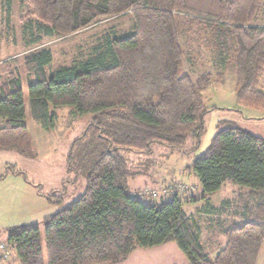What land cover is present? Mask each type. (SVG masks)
<instances>
[{"label": "trees", "instance_id": "16d2710c", "mask_svg": "<svg viewBox=\"0 0 264 264\" xmlns=\"http://www.w3.org/2000/svg\"><path fill=\"white\" fill-rule=\"evenodd\" d=\"M27 48L45 39L86 30L103 19L131 14L132 30L106 35L85 59L48 76L51 52L23 56L22 68L8 71L0 85V151L32 158L24 124L22 76L30 120L50 131L58 107L90 115L84 134L66 155L67 174L85 172V192L37 224L7 230L6 247L19 264H121L134 251L174 244L189 264H257L264 242V139L237 126L212 138L187 169L198 179L199 201L230 182L239 190L221 208L230 217L225 245L208 257L200 229L183 210L187 201L144 205L129 194L130 174L119 150L148 154L154 144L179 149L187 136L196 143L210 111L203 91L217 80L181 73L184 53L180 17L204 34L217 65H233L235 100L242 109L264 113V0H17ZM7 19L12 0H0ZM8 24V22H7ZM186 32V31H185ZM2 38L0 36V46ZM19 70V72H17ZM220 76V75H219ZM85 148H84V147ZM86 151H84V150ZM7 173H14L8 166ZM23 175L20 172L15 173ZM193 202V201H192Z\"/></svg>", "mask_w": 264, "mask_h": 264}, {"label": "rangeland", "instance_id": "374dc122", "mask_svg": "<svg viewBox=\"0 0 264 264\" xmlns=\"http://www.w3.org/2000/svg\"><path fill=\"white\" fill-rule=\"evenodd\" d=\"M5 9V5L3 8L0 6V36L2 38L0 85L6 79L7 69L16 72L15 68L19 70L22 68L23 56L28 52L40 48L48 49L51 52L52 61L46 68V73L50 76L60 67H68L75 61L85 59L91 50L103 41L106 35L110 37L119 36L131 31L133 26V18L128 13L123 16L103 19L90 28L72 35L45 39L39 47L27 48L22 34L21 11L18 8L17 0H12V9L8 19ZM187 22L180 17L182 38L179 44L185 55L181 73L189 75L192 79L209 73L217 80V82H212L202 93L206 107L208 109L214 107L217 111H211L205 116L204 131L199 139L198 149L193 151L196 143L191 136H187L179 149L154 144L148 154L125 150L118 152L124 159L130 174L128 179L130 196L141 201L144 205L170 202L174 197L187 201L183 210L197 223L200 229V243L203 251L208 257L213 258L225 245V237L222 232L231 226L232 220L227 217L226 213L210 212L208 205L216 209L221 208L220 205L223 201H229L232 198L231 189H239L227 182L220 191L210 195L208 201H199L202 195L201 185L192 172L187 169L194 160L204 154L218 131L237 125L234 123V119H237L238 116L235 112V72L233 65L229 64L224 68L217 65L208 38L196 29L189 27ZM26 83V76H22L25 102L24 124L29 134L30 148L35 160H24L25 162L19 163L16 168L25 170L28 180L27 187L41 194L46 205L44 209L48 212L46 214L51 216L78 199L85 192L83 168L73 166L72 173L66 174L65 161L69 148L74 141L84 134L91 117L90 115L80 116L71 107H58L51 110L55 117L53 129L44 130L29 118L26 106ZM259 88L264 91V77ZM240 111L244 114L259 113L241 108ZM249 129L253 134H258L264 138V127L251 125ZM188 174L191 175L192 179ZM136 189L140 191L143 198L134 195ZM26 199L25 196L21 201L23 207L19 208L20 214H30L36 211L35 209L41 211L43 206L39 208V205H28ZM31 215L34 217L30 222L32 224L37 223L42 234V220L36 219L35 214ZM11 218L12 215H7L5 218H3L2 213L0 215V243L7 238V228L27 223L26 221L11 223ZM41 251L44 264H46L43 241Z\"/></svg>", "mask_w": 264, "mask_h": 264}, {"label": "crops", "instance_id": "0c3cea01", "mask_svg": "<svg viewBox=\"0 0 264 264\" xmlns=\"http://www.w3.org/2000/svg\"><path fill=\"white\" fill-rule=\"evenodd\" d=\"M9 70L10 69H7L6 71L8 72ZM263 77L260 80V84L263 80ZM260 90L263 91L261 88ZM213 108L212 109L209 108L210 111L208 112V114L211 111L212 112L217 111L216 108L214 109ZM235 112L238 115L237 119H234V123L235 124L237 123L236 125L237 127L241 128L242 130L258 138L264 139L262 136H259L258 134H253V132H251V130L249 129V126L251 125H253V127H264V113L259 112V113L244 114L242 111H240V108L237 105ZM3 123L4 121L0 119V126H2ZM24 160H35V157L33 156L32 158H25L15 151H0V215L2 213L3 218H5L7 215L8 216L12 215L11 223H16L17 221L27 222L25 224L12 226L10 228L32 224L30 221H32L34 216H32L31 214H35V216H37L36 219H41L42 221L46 217L50 216L49 214H46L48 212L46 209H44V206L46 205L44 204V201L41 198V194L34 192L32 191V189H30V187H27L28 180L26 178L27 173L25 172V170H22V168L19 169L16 168L18 167L19 163L25 162ZM8 166L14 168V173L6 174V168ZM17 172H20L23 175L15 174ZM65 172H66V168H65ZM188 175L191 178V175L190 174ZM231 191L233 195L230 200H232L238 193L246 192V190H237V189H231ZM134 195L143 198V195L140 194V191L138 189L134 190ZM25 196L27 197L26 201H28L27 202L28 205H36V206L39 205V208L43 206L41 211L35 209L37 212L33 211V213L30 214L28 213L20 214L19 208H21L22 206L21 201ZM10 228H7L6 231L9 230ZM1 243L6 245V240L1 241ZM0 264H19V263L17 262L14 254L9 259L3 260L2 251L0 250ZM121 264H189V263L174 244H166L151 249L136 250ZM257 264H264V242L259 252Z\"/></svg>", "mask_w": 264, "mask_h": 264}, {"label": "built area", "instance_id": "2783aa9c", "mask_svg": "<svg viewBox=\"0 0 264 264\" xmlns=\"http://www.w3.org/2000/svg\"><path fill=\"white\" fill-rule=\"evenodd\" d=\"M144 194V193H143ZM142 195V194H141ZM154 195V194H153ZM155 196V195H154ZM0 250L2 251V259L6 260L13 256L11 249L7 248L6 245L0 243Z\"/></svg>", "mask_w": 264, "mask_h": 264}]
</instances>
